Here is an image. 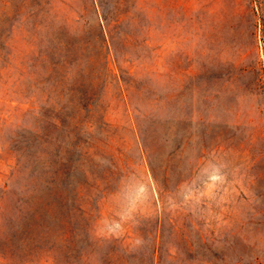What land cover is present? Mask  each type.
I'll return each mask as SVG.
<instances>
[{"label":"rangeland","instance_id":"374dc122","mask_svg":"<svg viewBox=\"0 0 264 264\" xmlns=\"http://www.w3.org/2000/svg\"><path fill=\"white\" fill-rule=\"evenodd\" d=\"M0 264H264V0H0Z\"/></svg>","mask_w":264,"mask_h":264}]
</instances>
